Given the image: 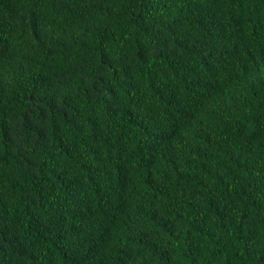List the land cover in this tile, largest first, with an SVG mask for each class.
Listing matches in <instances>:
<instances>
[{"label":"trees","instance_id":"1","mask_svg":"<svg viewBox=\"0 0 264 264\" xmlns=\"http://www.w3.org/2000/svg\"><path fill=\"white\" fill-rule=\"evenodd\" d=\"M0 264H264V0H0Z\"/></svg>","mask_w":264,"mask_h":264}]
</instances>
